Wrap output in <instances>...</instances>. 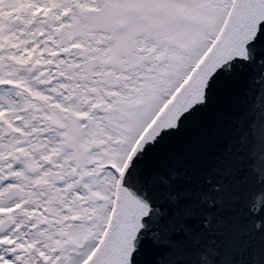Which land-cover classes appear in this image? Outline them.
Returning a JSON list of instances; mask_svg holds the SVG:
<instances>
[{"label":"snow or ice","instance_id":"6c2138e0","mask_svg":"<svg viewBox=\"0 0 264 264\" xmlns=\"http://www.w3.org/2000/svg\"><path fill=\"white\" fill-rule=\"evenodd\" d=\"M0 264H264V0H0Z\"/></svg>","mask_w":264,"mask_h":264},{"label":"water","instance_id":"95a60500","mask_svg":"<svg viewBox=\"0 0 264 264\" xmlns=\"http://www.w3.org/2000/svg\"><path fill=\"white\" fill-rule=\"evenodd\" d=\"M239 105L238 92H225L218 111L215 114H206L201 118L197 129L199 135L203 138V155L210 156L215 151L216 141L213 130L219 131L224 123L230 118L232 112Z\"/></svg>","mask_w":264,"mask_h":264}]
</instances>
